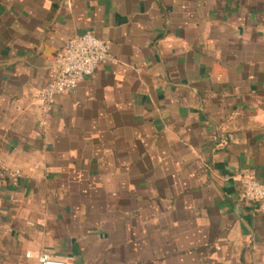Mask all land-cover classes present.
Wrapping results in <instances>:
<instances>
[{
  "label": "crops",
  "instance_id": "0c3cea01",
  "mask_svg": "<svg viewBox=\"0 0 264 264\" xmlns=\"http://www.w3.org/2000/svg\"><path fill=\"white\" fill-rule=\"evenodd\" d=\"M115 60L39 92L70 39ZM264 0H0V264H264Z\"/></svg>",
  "mask_w": 264,
  "mask_h": 264
},
{
  "label": "built area",
  "instance_id": "2783aa9c",
  "mask_svg": "<svg viewBox=\"0 0 264 264\" xmlns=\"http://www.w3.org/2000/svg\"><path fill=\"white\" fill-rule=\"evenodd\" d=\"M110 44L100 40L90 33L74 37L57 51L54 59L52 81L38 94L46 112L52 110L57 96L74 94L81 81L94 75L100 66L113 63ZM252 170L237 172L234 179L240 185V200L264 214V186L256 178ZM38 264H66L58 261L47 253H39Z\"/></svg>",
  "mask_w": 264,
  "mask_h": 264
}]
</instances>
